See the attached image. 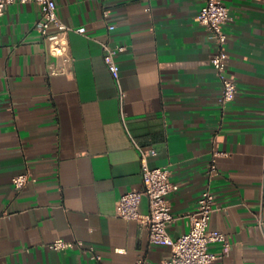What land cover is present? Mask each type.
Masks as SVG:
<instances>
[{"label":"crops","instance_id":"0c3cea01","mask_svg":"<svg viewBox=\"0 0 264 264\" xmlns=\"http://www.w3.org/2000/svg\"><path fill=\"white\" fill-rule=\"evenodd\" d=\"M55 1L70 28L68 61L38 31L36 2L11 3L0 16V264H163L171 248L116 214L119 198L143 187L132 139L154 148L150 165L179 184L169 197L172 237L189 231L209 188V228L232 244L215 264H264V0H221L237 86L225 108L210 63L219 47L196 21L205 0ZM103 42L126 46L119 84ZM215 150L227 155L212 176ZM24 173L30 181L18 190L13 178ZM58 239L83 245L48 247Z\"/></svg>","mask_w":264,"mask_h":264},{"label":"built area","instance_id":"2783aa9c","mask_svg":"<svg viewBox=\"0 0 264 264\" xmlns=\"http://www.w3.org/2000/svg\"><path fill=\"white\" fill-rule=\"evenodd\" d=\"M14 2H36L40 6L41 15L37 22V28L47 39L49 50L55 56L64 57L66 61L70 59L68 55L69 43L67 32L70 30L61 20L57 12L55 0H0V16L6 7ZM108 15V12H105ZM231 19L229 8L221 0H205V4L199 10L196 21L209 30L219 49L210 59L211 65L215 68L222 84V91L219 103L225 108L234 98L237 91L235 79L228 73L229 55L226 50L228 33L226 25ZM57 30L50 32V28ZM114 24L109 25L113 30ZM83 32L84 28L77 29ZM104 60L119 84V63L116 59L120 51L126 49L123 44L111 45L103 42ZM52 72H56L52 70ZM135 148L139 152L143 187L133 189L123 194L116 204V214L127 220H136L148 231L149 240L152 244L166 245L171 248V254L163 264H215V262L225 257L231 250L232 244L229 237L222 231L209 228L211 214L216 209L215 194L209 189H205L197 204L195 211L188 214L190 221L189 231L178 237H172L168 231L169 226L176 217L172 213L170 195L179 189V184L171 180L170 170L167 167H152L150 157L156 155V150L152 147H143L132 139ZM226 152L215 150L209 165L210 175L218 172V159L226 156ZM30 181L27 173L17 175L13 178V185L16 189L22 190ZM146 196L149 202L147 212L141 211L143 197ZM262 223V222H261ZM219 242L222 246L218 252L212 251L210 245ZM76 244L83 245V242H71L63 239L55 240L48 245L53 250H65ZM93 258L100 259L94 248H90ZM138 260L136 264H142Z\"/></svg>","mask_w":264,"mask_h":264}]
</instances>
